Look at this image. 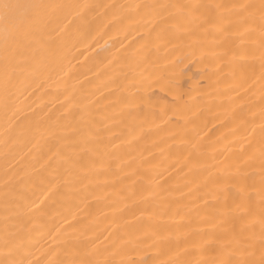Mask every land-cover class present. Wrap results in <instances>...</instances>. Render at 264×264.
<instances>
[{"label": "bare ground", "instance_id": "obj_1", "mask_svg": "<svg viewBox=\"0 0 264 264\" xmlns=\"http://www.w3.org/2000/svg\"><path fill=\"white\" fill-rule=\"evenodd\" d=\"M19 2L0 262L262 264V0Z\"/></svg>", "mask_w": 264, "mask_h": 264}, {"label": "snow or ice", "instance_id": "obj_2", "mask_svg": "<svg viewBox=\"0 0 264 264\" xmlns=\"http://www.w3.org/2000/svg\"><path fill=\"white\" fill-rule=\"evenodd\" d=\"M51 7L49 5L40 4H24L20 3L19 0H0V21L5 25L4 27V40H5V51H9V41L15 40L18 36L24 34V30L30 27L34 22L35 17L27 15L25 10H35L41 8ZM177 7V6H173ZM216 7H219L218 5ZM241 9H247L248 5H240ZM261 11V21H262V32H264V0H262L260 5ZM5 76L11 78L8 72L7 66L5 68ZM264 183V179H262ZM4 264V262H0ZM141 264H148L147 261H142ZM264 264V261H262Z\"/></svg>", "mask_w": 264, "mask_h": 264}]
</instances>
